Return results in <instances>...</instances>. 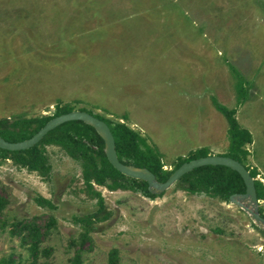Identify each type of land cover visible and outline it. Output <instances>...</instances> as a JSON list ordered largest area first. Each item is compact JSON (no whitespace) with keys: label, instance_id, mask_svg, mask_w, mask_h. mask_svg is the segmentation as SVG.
Segmentation results:
<instances>
[{"label":"rangeland","instance_id":"374dc122","mask_svg":"<svg viewBox=\"0 0 264 264\" xmlns=\"http://www.w3.org/2000/svg\"><path fill=\"white\" fill-rule=\"evenodd\" d=\"M218 104L251 133L243 163L259 182L264 215V0H0L8 140L17 138L16 120L84 107L140 132L168 171L199 147L230 151ZM44 146L46 174L0 156L4 264H68L76 252L84 264H106L112 248L116 264H264V229L235 202L182 179L154 196L89 185L80 160ZM88 214L100 217H90L81 241L76 217ZM18 220L37 228L36 248Z\"/></svg>","mask_w":264,"mask_h":264},{"label":"trees","instance_id":"16d2710c","mask_svg":"<svg viewBox=\"0 0 264 264\" xmlns=\"http://www.w3.org/2000/svg\"><path fill=\"white\" fill-rule=\"evenodd\" d=\"M238 100L244 97L243 86L237 85ZM217 107L225 115L229 122L230 144L229 152L226 153L243 163V156L246 155L247 149L244 147L246 142L252 140L251 133L247 128L241 127L234 115V108H228L222 104ZM80 109H85L80 107ZM72 110L70 105L57 107L55 112L51 115L33 116L30 118H22L16 120L17 126L15 131L17 138L11 140H20L31 136L35 133L45 122L62 112ZM92 113V112H91ZM105 120L114 136L115 149L120 161L136 166H146L155 175L158 180H165L167 176L182 162L191 158L206 155L208 150L206 147H199L191 154L178 157V161L173 170H165L162 168L160 160V152L158 149L146 141V138L137 130L120 120H110L98 113H92ZM36 125L30 128L31 124ZM0 131L5 133L8 130ZM2 136L3 133L0 132ZM6 138V137H5ZM46 143H54L59 145L68 155L81 161L84 180L90 185L92 181L97 183H107L110 187H132L134 189H141L149 196H154L148 188L147 181L127 176L117 170L107 159L104 152V140L97 132V130L89 123L81 119H72L64 121L52 129L48 130L35 144L24 149H5L0 147V156H7L8 153L14 157L17 162L28 166L31 169L39 170L46 174L50 171V163L45 151ZM99 157V161L97 158ZM244 164V163H243ZM246 166V165H245ZM253 175V172L250 171ZM178 179L187 181V188L191 191H205L216 194L222 198L229 199L230 194L235 192H243L245 184L241 175L233 168L224 164H203L196 166L191 170L182 174ZM109 180V182H107ZM257 196H260L259 182L254 180ZM92 193L99 196V192L92 189ZM36 201L39 204L52 205L48 198L37 196ZM98 202L102 205L101 197ZM4 201L0 197V210L3 207ZM263 215V214H262ZM99 215L88 214L83 217H76V220L82 222V230L79 233V238L84 241L89 237L88 233L91 228L92 220L90 217ZM3 219L0 220V223ZM20 226L21 229H27V233L32 234L30 248H36L38 242V231L34 224L18 220L14 222L13 226ZM264 246V244H263ZM116 256V249L112 248L106 264H116L114 258ZM5 259L0 258V264H4ZM40 264H54L42 262ZM68 264H84L82 263L79 253L76 252Z\"/></svg>","mask_w":264,"mask_h":264},{"label":"water","instance_id":"95a60500","mask_svg":"<svg viewBox=\"0 0 264 264\" xmlns=\"http://www.w3.org/2000/svg\"><path fill=\"white\" fill-rule=\"evenodd\" d=\"M72 119H81L91 124L104 140V152L109 162L121 173L147 181L148 188L151 192H159L166 189L182 174L203 164H224L235 169L244 181L245 190L230 194L229 200L245 209L253 221L264 229V215L259 211L258 197L254 183L255 179L241 161L227 154L207 153L206 155L197 156L182 162L165 180H158L156 175L146 166H136L120 161L115 149L114 136L108 124L102 118L83 109H72L54 115L35 133L24 139L8 140L0 134V147L11 150L27 148L35 144L48 130L64 121Z\"/></svg>","mask_w":264,"mask_h":264}]
</instances>
